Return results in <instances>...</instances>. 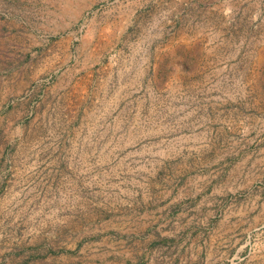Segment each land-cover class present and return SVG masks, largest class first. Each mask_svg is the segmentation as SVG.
<instances>
[{
    "label": "rangeland",
    "instance_id": "rangeland-1",
    "mask_svg": "<svg viewBox=\"0 0 264 264\" xmlns=\"http://www.w3.org/2000/svg\"><path fill=\"white\" fill-rule=\"evenodd\" d=\"M0 264H264V0H0Z\"/></svg>",
    "mask_w": 264,
    "mask_h": 264
}]
</instances>
